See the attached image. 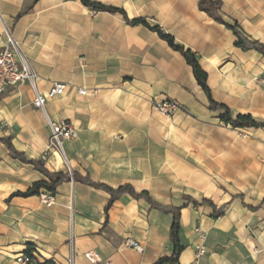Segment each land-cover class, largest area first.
Segmentation results:
<instances>
[{
  "label": "crops",
  "instance_id": "crops-1",
  "mask_svg": "<svg viewBox=\"0 0 264 264\" xmlns=\"http://www.w3.org/2000/svg\"><path fill=\"white\" fill-rule=\"evenodd\" d=\"M95 1L159 25L195 53L214 101L233 117L264 120V56L236 46L233 31L200 10L198 0ZM219 1L225 22L264 44V0ZM9 37L38 73L40 91L52 82L65 85L46 102V113L78 132L64 141L65 158L49 151L44 168L111 188L130 184L160 206L181 207L184 249L166 264L194 263L197 227L206 249L197 264H264V127L221 121L222 109L210 108L180 52L147 26L80 0H0V51ZM151 98L172 99L180 109L164 116ZM32 100L26 82L0 93V138L9 137L28 161L42 159L50 136ZM44 178L0 141V264H19L15 258L27 249L32 264H91L89 251L96 264H154L171 255V211L122 193L106 212L110 194L73 179L57 185L51 206L38 195H12ZM204 198L224 206L223 215L214 218L211 206L192 202ZM126 239L144 251L126 247Z\"/></svg>",
  "mask_w": 264,
  "mask_h": 264
},
{
  "label": "trees",
  "instance_id": "trees-1",
  "mask_svg": "<svg viewBox=\"0 0 264 264\" xmlns=\"http://www.w3.org/2000/svg\"><path fill=\"white\" fill-rule=\"evenodd\" d=\"M35 1V0H33ZM80 2L97 11H108L111 13H119L121 14L125 21L128 24L136 25V24H143L147 26L150 30L155 31L160 38L165 40L168 45L180 52V54L184 57L186 63L191 67L193 76L197 82V84L202 88L206 96L208 97L209 106L212 109H222V113L219 115V119L225 123L230 124L234 128H242V127H254V128H262L264 127V120H256L253 118L250 114H237L236 116H232L229 108L221 103H218L214 101L211 98L210 94V88L207 84V73L200 67L196 55L194 52H192L189 48L184 47L183 45L177 43L174 38L163 31L159 25H150L147 23V21L142 17L132 18L129 19L124 10L122 8L112 6V5H106L99 1L95 0H80ZM198 7L200 10L207 13L209 16H211L214 20L224 24L226 27L230 28L234 35L236 36V39L234 41V44L238 47H240L243 50L248 49H254L258 52H260L264 56V44L257 41V40H251L249 39L239 28L237 23L229 24L225 22L222 17L219 14L220 9V1L219 0H198ZM30 7H26L21 13L26 12ZM20 13V14H21ZM0 141L3 142L12 157L17 158L23 162L31 163L35 169H37L39 172L42 173V175L45 177L44 179H40L36 182H34L26 191L24 192H14L12 195H18V196H31V195H38L41 190H47L50 192H55L57 185L66 180H76L83 183H86L90 186H93L95 188L103 189L107 191L110 194V198L108 203L105 205V211L107 212L109 206L113 202V200L122 193H129L134 198H144L146 201L150 203L151 206L154 208H157L161 211L168 212L171 211L173 213V219L171 224V241L173 244V250L171 255L169 256H163L156 260L154 264H166V263H173L176 262L178 259V256L180 252L184 249V245L180 242V209L179 206H168L163 207L154 202L148 193L146 191H140L136 192L133 187L130 184H123L118 186L117 188H111L110 186L103 184V183H96L91 181L88 177H82L80 175H77L76 173H72L70 176L68 173L63 172H50L43 166V160L38 159L35 161H28L24 154L22 152H19L14 149V147L11 144L9 137L0 138ZM192 202L194 205L197 204H208L212 207V217L217 218L219 216H222L224 213V206L220 208H216V206L208 199H202V201L199 203L196 200L192 199ZM26 253H30L29 249L26 250ZM38 264H55L51 260H44L42 263Z\"/></svg>",
  "mask_w": 264,
  "mask_h": 264
},
{
  "label": "built area",
  "instance_id": "built-area-1",
  "mask_svg": "<svg viewBox=\"0 0 264 264\" xmlns=\"http://www.w3.org/2000/svg\"><path fill=\"white\" fill-rule=\"evenodd\" d=\"M38 78V73L30 66L26 57L20 51L18 44L9 37L7 46L0 51V93L8 87L17 86L24 82L28 83L33 91L32 105L44 113L50 129L47 151L42 155V160L46 159L48 152L52 150L57 151L65 158L63 143L66 140L77 138V129L69 121L64 119H50L45 109L46 102L49 99L63 94L65 85L63 83L52 82L46 91H40L37 86ZM78 93L84 95L85 90L79 89ZM150 105L154 110L167 117L174 116L180 109V105L172 99L156 100L151 98ZM38 197L47 206L55 203V195L53 192L41 190ZM195 231L200 241L195 246V261L193 264H197L198 259L206 253L204 245L205 233L199 227ZM124 245L139 253L144 251V246L133 239H126ZM85 257L91 264H96L100 261L94 252L89 251L85 253ZM15 261L19 264H32L34 263V255L32 253L20 254L15 258ZM104 264H111V262L104 260Z\"/></svg>",
  "mask_w": 264,
  "mask_h": 264
}]
</instances>
